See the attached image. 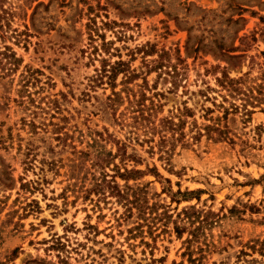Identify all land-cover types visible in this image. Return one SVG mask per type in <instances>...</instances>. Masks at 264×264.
<instances>
[{
    "label": "rangeland",
    "instance_id": "374dc122",
    "mask_svg": "<svg viewBox=\"0 0 264 264\" xmlns=\"http://www.w3.org/2000/svg\"><path fill=\"white\" fill-rule=\"evenodd\" d=\"M0 8L13 11L9 29L29 33L26 44L5 40L20 61L0 77V264H264V0ZM115 61L133 75L115 78L122 101L113 111L102 68ZM223 75L239 79L230 95ZM137 103L155 122L183 120L167 159L115 118L130 122ZM76 151L88 175L138 170L115 181L131 187L144 219L117 218L114 198L94 209L75 197L67 186L84 171L68 176Z\"/></svg>",
    "mask_w": 264,
    "mask_h": 264
},
{
    "label": "trees",
    "instance_id": "16d2710c",
    "mask_svg": "<svg viewBox=\"0 0 264 264\" xmlns=\"http://www.w3.org/2000/svg\"><path fill=\"white\" fill-rule=\"evenodd\" d=\"M9 17H13V11H7L6 9L0 8V77L7 75L8 72H12L18 66L20 61V58L17 57L12 47L5 43V40L13 39V42L15 44H26L28 42L27 38L29 36L26 25H23L24 30H18V28L9 29ZM7 29L10 30V33H8ZM120 73L123 74V84H125L127 80H129L133 75L128 71V69L125 68V65L122 61H115L112 63L108 62V64L103 66L102 68V75L106 78L107 84L112 88L111 94L107 96L106 100L108 108L113 111L116 110L118 102L122 101L120 91L114 90V80ZM25 76L26 75L22 76L23 81H25L24 79H26ZM238 80L239 79L229 78L227 75H223L221 76V78H217V82L219 83L220 87L228 91L229 95L232 92L236 91V84L239 82ZM26 82L27 81H25L21 85L22 88L20 89V91L23 94L25 92L23 87L26 85ZM123 89L125 91L127 90V88H124V86ZM127 92L129 93V90H127L126 93ZM128 96L130 97V93ZM26 97L28 99L29 95H27ZM31 101L32 99L30 97L29 101H26L27 106ZM20 103L23 104L24 102H22L21 100ZM54 105V100L48 102V106H50V108L55 107ZM41 109L44 110L45 108ZM131 110L132 114L130 117V122L127 121L124 113H122L121 116L115 118L121 123V126H129L131 128V133L135 134V132H137V130L139 129L144 135V138H142L141 142L149 143V148L152 150H154V148H158L160 151V155L167 159V157L169 156V148L164 149V145L168 144L169 142H173L171 140H177L176 135H183V132L181 131V129H179V124H181L183 120H181V118H178V122H174L171 117H164L159 119L158 122H155L153 118H151V109L145 106V104L140 103L136 105V107L131 106ZM232 110L236 111V108L233 107ZM227 112L228 110L225 109L224 114H227ZM249 112L250 111L247 109L244 110L245 114H248ZM31 113L32 115L35 114L34 112ZM24 121H26L25 124H27L29 130L33 132L36 130V124L32 120V118ZM51 125L53 126L54 130H59V126L57 123H51ZM45 126L46 130L47 125ZM215 129L217 130L218 135L224 133L223 129L221 128L215 127ZM155 135L158 136V140L157 142H155L156 144H150L151 142H153V138ZM207 135H209V133ZM138 136L139 134L136 135V139H138ZM56 137L57 139L62 140L61 135H57ZM116 143L117 150L121 151L120 154L126 156L124 152L126 144L120 141ZM75 153L76 156L69 160V166L72 171L70 174H68V176L73 178L76 172L84 170L83 174L79 178L74 177L72 183L67 186V188H75V197H77L79 193L82 198L89 199L94 209H101L100 202H104L107 197L114 198L115 202L123 207V212L118 214L119 217L117 218L130 217L134 214V212H136L137 218L144 219L145 213L135 193L132 192L131 187L125 185L123 188H121L115 181L116 175L124 176L131 173H136L138 172V170L123 168V172H120L119 168L116 166L114 174H108L105 171H99L97 175L95 173H90L89 176L87 174V171L85 170L86 168L82 166L81 159L83 158L84 153L82 151H76ZM86 179H88L87 184L84 181ZM117 212L118 211H115L114 214H117ZM136 223L137 224L135 226H138L139 222Z\"/></svg>",
    "mask_w": 264,
    "mask_h": 264
}]
</instances>
